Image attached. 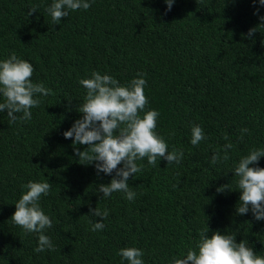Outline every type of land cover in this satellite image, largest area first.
I'll list each match as a JSON object with an SVG mask.
<instances>
[{
	"label": "trees",
	"instance_id": "1",
	"mask_svg": "<svg viewBox=\"0 0 264 264\" xmlns=\"http://www.w3.org/2000/svg\"><path fill=\"white\" fill-rule=\"evenodd\" d=\"M90 2L52 25L46 8L53 0H0V61L15 53L32 64V82L51 89L30 121L11 123L0 112V264H128L117 255L126 247L142 249L144 264H171L207 227L209 238L232 234L264 256V220L236 214L241 193L233 174L251 149H264V7L253 0H174L166 12L164 0ZM94 71L121 85L143 73L145 111L160 113L156 132L168 150L184 152L178 165L137 161L143 168L129 178L131 202L122 192L100 199L97 186L112 176L79 164L73 140L63 136L82 117L86 89L79 81ZM194 125L206 137L197 146L190 143ZM243 128L249 131L240 139ZM229 142V159L211 164ZM256 166L264 168V157ZM30 181L51 184L39 204L52 220L44 234L54 251L36 253L38 234L11 220ZM226 184L230 191H216ZM90 207L109 211L103 230L91 231L101 218L90 216Z\"/></svg>",
	"mask_w": 264,
	"mask_h": 264
},
{
	"label": "clouds",
	"instance_id": "2",
	"mask_svg": "<svg viewBox=\"0 0 264 264\" xmlns=\"http://www.w3.org/2000/svg\"><path fill=\"white\" fill-rule=\"evenodd\" d=\"M257 2L264 7V0H253V4ZM164 3L167 12L171 10L174 0H164ZM90 7V0H53L46 8V13L51 17L52 25H58L62 18L68 17L70 11L87 10ZM34 12L35 7L29 10L28 15ZM254 14L259 16V9ZM259 20L261 23L258 26L264 25V16H259ZM257 27L249 29L247 38L257 32ZM33 72L32 64L18 58L15 53L0 61V96L3 97L0 112L7 111L11 123L18 119L30 121L31 109L40 106V97L51 94V89L46 88L42 82H32ZM79 83L86 89L84 102L78 111L82 117L63 136L73 140L74 154L79 164H94L97 175L102 172L112 176L110 183L97 186V193L103 194L100 199L122 192L128 201H134L136 193L129 187V178H134L142 171L143 166L138 165L137 161L147 159L148 164L155 167L163 159L167 165H178L184 158V152L175 147L172 151L168 150L165 139L156 132L160 113L154 109L145 111L149 101L144 92L147 81L143 73H138L137 78H133L127 85H121L114 77L94 71L91 78L81 79ZM19 113L22 115L18 116ZM240 131V139H243V134L249 130L243 128ZM205 139L203 129L194 125L190 143L197 146ZM77 145L87 147L81 151ZM232 148L231 142L226 143L223 155L220 151L214 152L210 163L215 165L227 161L228 150ZM261 157H264V149L253 148L239 160L233 171L238 178L236 184L241 193L236 214L243 216L251 212L256 221L264 220V168L256 166ZM22 187L26 191L15 203L16 210L11 220L25 234H38V246L34 249L36 253L54 251L55 246L50 237L44 234L52 228V220L39 204L41 197L49 194L51 184L30 181ZM216 191L223 193L230 190L226 184L219 186ZM89 215L101 218L92 224L91 231L103 230V220L108 217L109 211L90 207ZM207 229V232H201L195 248H189L186 255L181 253L180 256L172 257L171 264H264V256L256 254L248 246L247 240L237 243L235 235L221 234L219 231L209 238ZM117 255L128 264H144L142 249L121 248Z\"/></svg>",
	"mask_w": 264,
	"mask_h": 264
}]
</instances>
